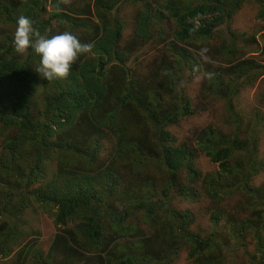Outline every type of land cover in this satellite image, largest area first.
I'll return each mask as SVG.
<instances>
[{"label":"trees","instance_id":"1","mask_svg":"<svg viewBox=\"0 0 264 264\" xmlns=\"http://www.w3.org/2000/svg\"><path fill=\"white\" fill-rule=\"evenodd\" d=\"M124 1L93 0L78 10L60 0H0V264L30 234L28 211L51 216L56 232L46 254L35 243L18 247L16 264H174L183 250L191 264H227V240L215 231L194 234L192 215L174 201L203 195L221 204L237 192L249 216L232 238L253 230L249 264H264V183L252 185L264 158L234 105L241 89L264 75V65L245 59L240 34L214 45L219 27L248 0H130L138 10L129 40L118 17ZM21 15L46 38L69 31L91 51L66 79L43 80L34 50L20 55L12 47L15 31L8 29L16 30ZM258 16L264 19V5ZM153 41L159 55L141 76L127 63ZM206 70L203 93L224 102L235 130L206 127L193 140L177 141L170 127L199 111L181 81ZM108 139L112 149L104 159ZM200 155L217 165L216 175L201 173ZM117 160L131 177L151 168L162 176L134 189L113 168ZM223 218L220 209L209 220L215 227Z\"/></svg>","mask_w":264,"mask_h":264},{"label":"rangeland","instance_id":"2","mask_svg":"<svg viewBox=\"0 0 264 264\" xmlns=\"http://www.w3.org/2000/svg\"><path fill=\"white\" fill-rule=\"evenodd\" d=\"M92 1L93 0H71V2L66 5L80 10L92 4ZM124 2L119 6L118 17L125 25L123 37L125 40H129L134 28L138 5H136V3L133 4L130 0ZM262 3H264V0L245 1L238 13L233 16L229 25L224 24L219 27L221 31L219 32L220 34L218 33L215 35L219 36V38H216L218 40L214 42V45L219 42L221 37L224 40H228L226 36L231 37L230 32L240 34L241 37L239 40L241 41L237 44L243 53H245V59H253L264 65V19L258 16L259 7L264 5ZM47 9L50 10L49 7H47ZM162 26L165 27V29L169 28L168 24H163ZM157 27H159V25H156V28ZM8 30L10 33H13L15 28L10 27ZM155 44V41H153L151 44L148 43L136 51L127 65H129L131 69L135 66L136 72L141 76L148 73L154 60L159 55L158 45ZM134 58L137 61H134ZM206 59L208 62L211 61V59L207 57ZM212 64L215 65L216 63ZM207 76V70L199 76L187 73L181 81V90L191 100L192 107L193 105L199 107V111L193 116L181 119L178 125L170 127V131L177 141L193 140L194 134H197L201 129L206 127H212L226 134H231L235 130L234 124L229 122L224 102L215 98L211 99V97L204 95L203 90L207 84V82H204V78ZM262 80H264V75L261 76L253 86L243 87L234 102L235 110L241 119L242 131L254 129L251 134L253 136L257 135L259 138L258 155L260 159L264 158V99L261 98L264 92V85L261 82ZM40 81H42L41 78ZM256 123L259 124L255 126ZM146 125H148L147 121H145V125L141 129L142 131H145ZM111 149L112 144L108 139L103 144L101 156L104 159L109 158ZM196 166L203 174L212 173L216 175L218 172L217 165L211 164L208 159L202 155L197 159ZM113 168H117L122 174L123 179H126L128 182L131 183L133 180L134 189H138V183L139 186L140 183L144 184L149 177L158 180L162 176L158 169L151 168L144 172L142 176L134 175L131 177L128 175L129 168H125L124 164H121L119 161ZM262 183H264V172L260 173L255 178L252 185L257 187ZM245 200V197L237 192L226 197L221 204H214L201 195L198 197V200L193 202L179 201L176 199L174 205L179 211L190 212L193 217V223L190 229L194 234L207 237L215 231L217 232L215 238H220L223 241L227 240L224 246L227 248V264H249L248 255L255 253L256 239L253 237V230H248L243 239L240 236L238 239L232 238V233L238 234L240 222H243V220L249 216L248 212L242 211ZM220 209L223 211L224 218L214 227L209 218L213 211L217 212L220 211ZM26 214L27 216L23 217V220L27 222V226H24V228L30 231V234L25 235L21 239V243L18 247L27 248L32 243H35V245L37 244L40 246L38 248L46 254L51 243L50 240L56 232V228L53 226L52 222L53 219L45 213L39 216L28 211ZM33 231H36L39 236H32L31 234ZM260 234L264 241V232L260 231ZM17 248L6 258L8 259L7 264H16V256L18 254ZM2 262H4V260H2ZM27 264L34 263L30 261ZM174 264H191V261L187 258L186 250H183L177 256L174 260Z\"/></svg>","mask_w":264,"mask_h":264},{"label":"clouds","instance_id":"3","mask_svg":"<svg viewBox=\"0 0 264 264\" xmlns=\"http://www.w3.org/2000/svg\"><path fill=\"white\" fill-rule=\"evenodd\" d=\"M70 2L71 0H60L63 4ZM33 25L34 21L27 16L21 15L18 18L12 47L20 55L29 49L34 50L40 57L36 73L43 80L66 79L72 65L80 56L91 51V44L81 43L79 38L69 31L46 38Z\"/></svg>","mask_w":264,"mask_h":264}]
</instances>
